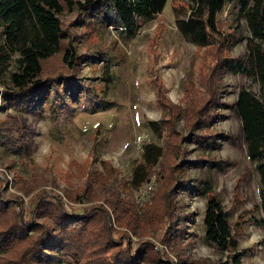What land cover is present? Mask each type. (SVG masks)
Instances as JSON below:
<instances>
[{
	"label": "rangeland",
	"instance_id": "1",
	"mask_svg": "<svg viewBox=\"0 0 264 264\" xmlns=\"http://www.w3.org/2000/svg\"><path fill=\"white\" fill-rule=\"evenodd\" d=\"M62 4L58 18L65 39L42 63L40 78L50 85L37 102L7 107L2 92L11 86L18 53L0 66V120L18 124L15 147L0 139L5 195H21L26 207L35 191L53 188L67 208L98 204L101 185L129 186L144 146L152 143L163 154L149 171L160 175L159 191L167 194L180 228L179 244L163 246L161 238L170 234L147 230L130 233V245L149 241L173 261L181 255L187 264H223L231 248L205 238L206 199L213 195L224 208L241 264H264L262 184L234 111L240 89L262 97L264 88L244 71L221 67L224 58H248L251 34L239 7L224 6L217 15L219 36L202 47L176 28V15L187 13L186 0H167L153 19L139 20L131 38L88 7ZM66 50L74 54L73 67L63 61ZM213 96L218 104L207 110ZM206 185L208 195L202 194ZM82 195L84 202H77Z\"/></svg>",
	"mask_w": 264,
	"mask_h": 264
},
{
	"label": "trees",
	"instance_id": "2",
	"mask_svg": "<svg viewBox=\"0 0 264 264\" xmlns=\"http://www.w3.org/2000/svg\"><path fill=\"white\" fill-rule=\"evenodd\" d=\"M166 1L0 0V66L12 53H18L17 70L10 74L11 86L2 92L5 105L19 109L29 102L35 103L40 90L50 85L40 76L43 61L56 54L65 39L58 18L63 11L62 2L71 8L76 4L79 8L94 10L100 19L120 28L131 38L139 20L153 19L162 12ZM186 2L187 13L182 17L176 15V28L185 40L202 47L219 36L217 15L224 6L234 3L239 7V14L251 34L247 42L248 58L246 63L236 58H224L221 67L244 71L264 88V0ZM74 58L72 51H65L63 61L68 67L74 66ZM215 100L214 96L213 100L212 97L208 99L207 110L212 104V108L217 106L218 100ZM234 111L241 122L247 155L255 161L262 184L259 223L264 226V96L258 97L242 88ZM17 126V121L0 120V139L3 138L8 146L15 147L18 141L14 137ZM162 154V146L146 144L142 163L135 168L129 186L101 185L102 197L98 204L69 209L53 188L35 191L28 198L26 208L21 195H5V184L0 181V264H139L153 262L151 258L158 264H187L184 257H179L181 255L173 261L166 250H158L157 245L149 241H138L134 248L130 245V233L141 236L147 230L170 234V237L161 238L159 243L163 246L179 244L180 228L173 224L174 214L167 194H160V175L155 169L149 171ZM153 172L157 186L152 197L141 204L136 203L131 191L149 180ZM85 188L86 193L92 190L88 185ZM210 192L211 187L206 185L202 194ZM84 197H77L76 201L83 203ZM203 224L208 242L220 249L231 248L232 252L223 264H241L240 254L234 251L236 243L224 208L213 195L206 199Z\"/></svg>",
	"mask_w": 264,
	"mask_h": 264
},
{
	"label": "built area",
	"instance_id": "3",
	"mask_svg": "<svg viewBox=\"0 0 264 264\" xmlns=\"http://www.w3.org/2000/svg\"><path fill=\"white\" fill-rule=\"evenodd\" d=\"M156 187V180L151 176L149 180L143 182L138 188L133 191L134 201L141 204L142 201L147 200Z\"/></svg>",
	"mask_w": 264,
	"mask_h": 264
}]
</instances>
